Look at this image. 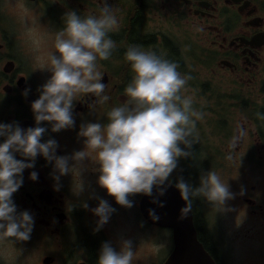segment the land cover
<instances>
[{
	"label": "flooded vegetation",
	"instance_id": "flooded-vegetation-1",
	"mask_svg": "<svg viewBox=\"0 0 264 264\" xmlns=\"http://www.w3.org/2000/svg\"><path fill=\"white\" fill-rule=\"evenodd\" d=\"M104 2L0 0V87L9 85V94L0 93V102L1 107L18 113L11 122L19 124L20 108L21 112L28 111L23 116L27 114L35 120L28 98H38L41 86L21 62L23 56L27 59L26 52L31 59L28 47L39 43L54 46L55 34L64 27L68 12L99 14ZM107 6L120 21L118 30L109 34L116 41L112 56L97 62L109 99L103 101L92 94L78 93L72 108L74 126L53 132L48 122H42L41 126L47 128L44 141L49 138L57 141V155L71 156L84 150V138L78 135L80 126L88 122L106 124L107 119H99L100 116L107 117L111 107L127 99L124 88L133 73L124 51L133 44L175 61L178 70L190 77L183 94L191 96L193 107L202 113L196 122V132L201 129L205 132L201 134L203 137H195L190 147L198 163L192 169V178L197 176L198 186L210 159L228 170H243L247 168L246 161L252 159L264 169V119L257 118L258 112H264V0H107ZM9 61L14 63L11 72L5 70ZM30 64L35 67L33 62ZM22 78L26 81L19 86ZM3 139L0 137V142ZM85 153V161L60 176L59 181L54 179L52 163L43 156L35 159L33 168L23 171V183L12 199L17 212L32 213L34 226L28 240L8 239L22 245L17 248L24 256L31 250H42L36 263L31 264H98L104 242L110 241L118 250L120 241L131 238L129 227L137 226L139 233L148 227L141 212L144 194L130 197L134 201L131 208L117 204L97 182L100 174L97 150L86 148ZM16 158L27 159L20 153H16ZM249 168L252 169L250 165ZM184 169L181 157L174 169V184ZM32 171L38 173L36 180L30 179ZM219 176L223 178L224 174ZM259 183L237 184L234 192L233 209L245 214L244 238L253 242L264 237V183ZM197 198L192 201L191 210L199 240L208 252L213 251L218 264H233L226 238L216 231L219 221L216 218L214 223L211 221L210 202ZM100 199L108 200L116 211L96 231L98 217L90 209ZM85 203L87 208L83 206ZM234 236L242 238L241 232ZM86 238L95 245L94 263L84 242ZM202 239H206L209 249ZM258 254L264 258V250ZM142 263L143 260L139 262ZM0 264L5 263L0 260Z\"/></svg>",
	"mask_w": 264,
	"mask_h": 264
},
{
	"label": "clouds",
	"instance_id": "clouds-1",
	"mask_svg": "<svg viewBox=\"0 0 264 264\" xmlns=\"http://www.w3.org/2000/svg\"><path fill=\"white\" fill-rule=\"evenodd\" d=\"M119 23L107 0L99 14L68 12L64 27L55 34V51L49 54L47 68L51 76L31 104L36 126L24 129L17 123H0V137L4 138L0 142V238H30L34 217L28 210L17 212L12 196L23 183V171L34 167L37 155L52 163L54 179L59 181L60 176L72 172L87 158L86 148L97 150L99 186L117 204L131 208L132 195H151L154 186L165 184L178 160L191 154L187 149L196 140V122L202 113L193 107L192 97L183 94L190 77L178 70L175 61L133 44L124 51L133 73L124 88L127 99L110 108L106 124L88 122L80 126L78 135L84 138V150L71 156L57 155L58 143L54 138L42 142L47 131L42 122H48L53 132L74 126L72 108L78 93L92 94L103 101L109 99L97 62L112 56L116 41L109 34L118 30ZM257 118L264 119V112H258ZM16 153L27 159H17ZM37 178L38 173L32 171L30 179ZM175 188L185 201L180 209L182 218L191 211L194 197H203L213 206L219 202L224 211L226 201L234 195L228 182H223L212 169L200 176L198 187L180 177ZM165 190L160 187V194ZM83 206L88 207L87 203ZM90 210L98 217L96 231L116 211L106 199H100ZM149 214L158 219L155 210ZM134 255L131 240L120 241L118 250L106 241L101 246L98 264H134Z\"/></svg>",
	"mask_w": 264,
	"mask_h": 264
},
{
	"label": "rangeland",
	"instance_id": "rangeland-1",
	"mask_svg": "<svg viewBox=\"0 0 264 264\" xmlns=\"http://www.w3.org/2000/svg\"><path fill=\"white\" fill-rule=\"evenodd\" d=\"M28 49L31 50V59H28V52H26L28 60L23 56L21 62H23L25 68L30 70L32 78L36 79V83L42 86L51 76V71L47 67L49 66V54L55 51V47L52 45L41 46V43H39L36 46L28 47ZM29 61L34 63V68ZM99 119L106 120L107 117L104 118L100 116ZM201 134L205 135V132L202 131V129L201 132H196L195 137H203ZM234 139L235 138H233V140ZM209 161L210 165L208 168L210 170L214 169L215 165L212 164V159ZM252 161V159L246 161L248 163L247 168H243V170H240V168H236L235 170H228V167L225 169H223V167L219 168L224 174L222 181L225 183L228 182L230 191L233 194L237 188V184H256L258 181L262 184L264 182V169L261 170L262 165L259 163L258 165H255ZM195 164L198 165V163ZM249 165L252 169L249 168ZM215 172L219 175L217 170ZM234 199L235 197L233 195L231 199L226 201V210L224 211H221L222 204L219 202H216L214 206L210 202L209 215L211 221L213 222V218H216L219 221L218 224L215 225L217 226L216 231L226 238V244L228 245L226 246L232 253L231 261L233 264H264V258L258 254L259 250H264V237L260 238L261 241L259 242H253L252 240L247 241L244 238V231L246 230L243 228L245 227L244 223L246 221V219H244L245 214L233 209ZM142 227L144 226L142 225ZM242 228L244 230H242ZM129 231L131 233L130 240L132 241V246L135 251L133 258L134 264H139L142 260V264H146V261L147 264H158V261L161 262L170 252L171 244L167 243V232H162L161 230H157V228H149L147 226L144 227L142 233H139L137 226L129 227ZM237 232H241V239L234 236V233L237 234ZM15 242L16 241L12 239L0 238L1 262L5 264H31L34 261V263H36L42 250H31L30 253L24 256L20 252V249L17 248L22 247V245H15ZM10 258L14 259L11 260Z\"/></svg>",
	"mask_w": 264,
	"mask_h": 264
},
{
	"label": "water",
	"instance_id": "water-1",
	"mask_svg": "<svg viewBox=\"0 0 264 264\" xmlns=\"http://www.w3.org/2000/svg\"><path fill=\"white\" fill-rule=\"evenodd\" d=\"M33 126L26 122L21 127L27 129ZM160 187L166 188L162 195ZM184 204L179 191L167 182L159 187L154 186L152 194L146 195L142 201V212L151 224L173 229L175 249L165 264H217L198 240L191 212L181 217L180 209ZM150 210H155L158 219L150 216Z\"/></svg>",
	"mask_w": 264,
	"mask_h": 264
},
{
	"label": "trees",
	"instance_id": "trees-1",
	"mask_svg": "<svg viewBox=\"0 0 264 264\" xmlns=\"http://www.w3.org/2000/svg\"><path fill=\"white\" fill-rule=\"evenodd\" d=\"M191 154L188 156V157H182L183 159V162H184V171L182 173H180L179 175V178L182 177L185 181H187L188 183H190L191 185H193V187H198V182H197V176L194 178H192V169L193 167L195 166V163H196V155H195V152L188 148L187 149ZM198 198L197 197H194L193 198V201L197 200ZM200 230H201V227H200ZM85 241V245L86 247L89 249V251L91 252L90 253V258H91V261L92 263L95 262L96 260V255H95V245L89 240V239H84ZM202 241L205 243V245L207 246L206 244V239H202ZM207 248L209 249V247L207 246ZM211 251V253L213 254V251L211 249H209ZM214 255V254H213ZM215 256V255H214ZM216 258V256H215Z\"/></svg>",
	"mask_w": 264,
	"mask_h": 264
},
{
	"label": "bare ground",
	"instance_id": "bare-ground-1",
	"mask_svg": "<svg viewBox=\"0 0 264 264\" xmlns=\"http://www.w3.org/2000/svg\"><path fill=\"white\" fill-rule=\"evenodd\" d=\"M209 234V233H208Z\"/></svg>",
	"mask_w": 264,
	"mask_h": 264
}]
</instances>
